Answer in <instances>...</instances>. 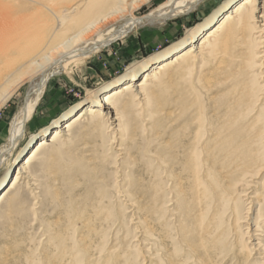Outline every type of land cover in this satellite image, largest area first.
<instances>
[{
    "label": "bare ground",
    "instance_id": "1",
    "mask_svg": "<svg viewBox=\"0 0 264 264\" xmlns=\"http://www.w3.org/2000/svg\"><path fill=\"white\" fill-rule=\"evenodd\" d=\"M100 1L0 0V101L9 98L21 82L29 83L21 114L10 128L8 146L0 152V167L6 166L0 208L38 156L45 154V166L50 168L64 154L79 177L97 185L100 198L87 206L95 219L93 223L91 218L81 222L78 238L71 235L76 233L74 220L49 225L44 264H134L129 258L132 254L121 246L106 248L103 228L94 224L113 221L108 193L113 185L105 181L107 174L117 172H108L109 159L97 156L101 147L92 148L94 155L89 161L73 159L61 150L64 138L74 128L80 129V140L109 129L119 142L124 141L118 148L124 162L120 171L126 175L128 170L132 178L124 176L122 180L128 182L122 202L144 213L143 234L151 237L150 227H154L160 238L184 244L200 264H208V255L220 241L218 235L210 234L209 222L213 220L214 229L221 234L223 220L230 214L232 189H238L235 203L244 210L249 211L252 199H262L260 207L264 205V0L261 5V0H229L204 27L189 33L178 45L108 83L102 88V97L96 94L79 103L65 122L54 124L16 153L8 165L52 74L67 71L129 31L189 14L204 0H169L145 17L128 15L118 24L114 21L127 11L121 3L124 0H116L112 7L96 6ZM133 127L147 136L142 146L136 143V134H130L137 129ZM141 153L146 156L140 165L137 155ZM69 175L72 177L67 172L60 180L65 183ZM213 179L223 188L218 198L205 188ZM261 179L262 183L257 182ZM212 200L216 201L213 208ZM21 207L8 205L0 214L2 223L7 224L13 214L19 217ZM238 208L234 207L235 222L243 225L245 218ZM247 226L239 228L242 236L247 234L249 245L263 256L264 249L259 250L254 234L258 225L253 232L252 225ZM174 250L176 254L179 251L177 247ZM6 258H0V264H6ZM187 262L174 256L166 264Z\"/></svg>",
    "mask_w": 264,
    "mask_h": 264
},
{
    "label": "rangeland",
    "instance_id": "2",
    "mask_svg": "<svg viewBox=\"0 0 264 264\" xmlns=\"http://www.w3.org/2000/svg\"><path fill=\"white\" fill-rule=\"evenodd\" d=\"M168 1L142 0L133 3V0H124L121 3L126 5L127 11L119 15L114 22L118 24L120 18L128 17V15L135 18L145 17ZM228 1L204 0L196 10L189 14L171 18L162 25L145 26L135 31H129L123 37L115 39L111 44L109 43L110 45L100 48L82 62L73 64L67 71L52 74L34 107L31 118L25 125L23 139L15 153L8 159V165L13 162L16 153L31 142H35L34 140L41 137L44 132L53 128L54 124L65 122L64 118L69 116L79 103L90 101L91 96L96 94L102 97L104 93L102 91L105 90L102 88L108 83L122 77L132 68H139L148 64L152 58L178 45L187 38L189 33L198 27H204L211 16L223 8ZM115 3L116 0H101L96 6L103 7L113 4L110 5L112 7ZM261 4H263L262 0ZM139 80L140 77L137 81ZM28 89L29 83L25 80L13 90L8 96L9 98L6 96L0 101V152L8 146L10 128L14 120L21 114ZM140 119H138L139 122L142 120ZM136 128L133 127L132 130ZM79 130L74 128L64 138L61 147L62 152H67L73 159L83 157L84 160L89 161L94 155L91 153L92 148L101 147L102 150L97 153V156L105 155L109 159L108 172H117L116 175L107 174V181H105L108 183L107 185H113L112 189H108V193L111 196L110 208H113L111 220L114 222L111 221L105 225H100L98 222L94 223L96 228H103L105 238L102 239L105 247L121 246V250L132 254L129 258L134 264H139L140 261H144V264H166L174 256L187 259V264H200L194 254L183 248L184 244L160 238L158 229L150 227L153 231L152 236L144 235V213L137 208L127 206L128 202H122L125 198L121 196L125 194L128 186V182H122V180L124 176L127 179L132 178L131 174H128V170H126V175L120 171V168L124 167V162H122V155L118 148L124 145V141L119 142L117 136L113 135L109 129L94 137H86L80 140L81 132ZM130 134H136V143L140 146L147 139V136L143 135V131L138 128ZM142 153L137 155V161H140L143 155L146 156L145 153ZM4 158H8L7 155ZM45 159V154L38 156L27 167L19 177L18 186L12 193V198L10 197V200L0 208V214H2L5 210L7 211L10 204L22 206L20 213L18 212L22 216L11 215V220L7 224L2 223L0 219V258L8 257L6 260L9 261H6V264L11 262V264H16L18 261H20L18 264H28L27 262L33 264L38 261L37 264H44L47 261V228L49 225L60 221L63 223L67 218L74 220L73 231L76 233L71 235L75 239L80 236L82 231L81 222L87 218H91L90 222L93 221V210L87 206L100 198V193H97V185L79 177L75 173V165L69 159H65L64 154L61 160L56 161L50 168L45 166ZM141 163L142 161L139 164L141 165ZM3 166L0 167V184L6 178V166ZM67 172L73 178L69 175L70 177L68 176L69 178L65 181L66 185L60 180V177ZM262 176L264 177V173ZM215 178L218 180L217 177ZM216 179L208 180L205 188L208 192L215 193L214 195L218 198L219 195L217 194L221 193L223 188L218 187L219 182ZM257 182L262 183L263 179ZM232 190L233 201L230 202V214L223 220L221 234H218L214 229L213 220L209 222V216L206 220L209 224L211 223L208 226L210 229L212 228L209 231L210 234H214V237L218 235L220 239L217 243V249L208 255V264H264V255H258L259 253L249 245L248 235L242 236V230H239L240 227L245 229L248 224H251V231L253 232L254 226L257 224L258 231L254 234L259 240V250L264 249V205L260 207L262 199L259 201L250 198L252 199L250 209L246 211L243 205L240 207L239 204L235 203L239 199L235 195L238 189ZM255 194H259V191H255ZM216 197L212 198L215 199ZM215 205L216 201L212 200L211 207L213 208ZM235 206L239 207V214L245 218L243 225L235 222L237 214L234 210ZM71 207L76 210L70 212ZM77 212V216L83 212L84 214L76 218ZM96 240L98 241V238L95 239V242H97ZM176 247L179 250L177 254L174 250ZM134 252L138 255L134 256ZM34 257L35 260H33Z\"/></svg>",
    "mask_w": 264,
    "mask_h": 264
}]
</instances>
